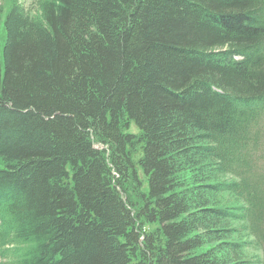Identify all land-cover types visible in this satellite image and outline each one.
I'll use <instances>...</instances> for the list:
<instances>
[{
  "label": "trees",
  "instance_id": "1",
  "mask_svg": "<svg viewBox=\"0 0 264 264\" xmlns=\"http://www.w3.org/2000/svg\"><path fill=\"white\" fill-rule=\"evenodd\" d=\"M0 29V264H264V0H0Z\"/></svg>",
  "mask_w": 264,
  "mask_h": 264
},
{
  "label": "rangeland",
  "instance_id": "2",
  "mask_svg": "<svg viewBox=\"0 0 264 264\" xmlns=\"http://www.w3.org/2000/svg\"><path fill=\"white\" fill-rule=\"evenodd\" d=\"M24 1V4L26 6H29L31 4V1L33 0H22ZM2 33V29H0V34ZM3 35V33H2ZM247 256H249L252 260H256V259H259L260 257V252L257 250V249H254V248H248L245 250ZM254 264H259V263H254Z\"/></svg>",
  "mask_w": 264,
  "mask_h": 264
}]
</instances>
